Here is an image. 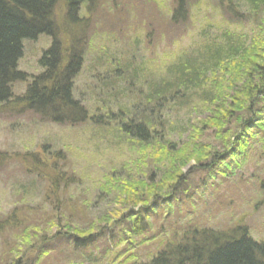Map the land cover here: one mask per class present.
I'll use <instances>...</instances> for the list:
<instances>
[{
  "label": "trees",
  "instance_id": "16d2710c",
  "mask_svg": "<svg viewBox=\"0 0 264 264\" xmlns=\"http://www.w3.org/2000/svg\"><path fill=\"white\" fill-rule=\"evenodd\" d=\"M225 1L228 5L224 14L232 15L230 21L225 19L221 25H207L199 31L203 33L188 49L171 56L169 62L172 63L159 67L155 70L157 73L147 74L148 69L139 66V70L131 74V82L119 78L124 90L133 95L138 105L123 107L107 116L115 125L103 130L109 137V143L114 145L104 147V151L117 148L116 158L121 160L116 163V158L106 159L104 170L107 172L103 174L105 179L102 181L103 189L109 183L123 199L124 207L130 208L118 214L120 219L108 227L109 231L103 229L99 233V226L113 217L109 213L98 216L108 209L103 203L107 198L102 194L96 193V203L85 207L86 213L79 211L78 207L74 211V206L69 212L65 210L66 206L63 208L61 205L57 213L60 218L56 225L58 233L52 238L40 240L35 249L34 245L25 252L20 246L13 249L11 252L15 255L16 264H41L42 259L50 255V242L56 237L65 242V249L70 246L74 253L69 259L70 264H264V239L255 238L243 225L232 230H210L193 226L194 222L189 221L182 228L174 229L176 232L171 234L164 250L148 260L131 257L136 251L130 253L129 250L147 240L149 234L153 235L156 217L169 219L171 214L176 213L174 204L194 201L202 190L200 188L211 186L216 174L224 172L229 177L227 173L240 168L243 161L250 157L255 143L264 146V18L260 19L264 0ZM223 3L224 0H218L221 10ZM59 5L66 11V28L76 31L81 25L75 13L80 0H0V106L14 98V84L27 80L18 71L24 50L22 40H35L45 35L51 39V44L39 61L44 73L31 81L17 103L27 105L35 122L38 118L41 122L68 123L78 130L79 121L96 122L103 118H90L88 115L92 111L83 110L84 107L80 108V103L74 100L75 82L82 71L85 56L79 39L74 44L70 42L68 50L62 46L63 40L58 38L60 26L54 19ZM186 10V0H178L169 21L171 28L166 23L168 32L165 35L172 31L171 24H176L175 29L184 26L178 25L182 24ZM232 23L240 25L238 33L231 29ZM244 24L251 25L252 30H243ZM62 35L66 37L63 39H69L70 32ZM106 58L109 64L113 60L111 55ZM117 65L122 66L123 63ZM133 66L131 61L125 62L126 69ZM121 72L117 71V74ZM236 86H242L241 89L245 86V89L237 92ZM143 88L144 91L141 90ZM232 92L233 98L239 99V110L235 108L238 104H233L222 113L212 114L219 110L221 98L225 95L231 97ZM13 102L16 101L13 99ZM195 110L205 111L211 118L205 124L215 121L217 129L222 131L220 137H226L222 145L209 152L188 138L192 137L188 134L190 120L186 123L172 122L173 117L179 116L176 114L186 111L190 114ZM71 111L79 114L75 118L77 120L63 121L68 119L65 114ZM60 112L65 114L60 115ZM199 151L203 152L200 154ZM57 155V160L68 162L60 154ZM122 156L126 161L128 157L135 156V166H130L129 160L128 164ZM190 160L195 163L185 167ZM46 164V160L38 161L37 173L40 166ZM56 166L52 163L48 167ZM61 173L64 172L51 178V188L57 192L65 190L68 185L63 178L65 174ZM65 173L67 175V171ZM42 178L49 179L50 176L45 174ZM196 180L203 182L196 184ZM260 188L264 190V180L260 181ZM162 191L165 192L159 194ZM91 217L96 224L88 222ZM11 220L13 228L23 225L16 214L3 224L11 227ZM181 232L182 236L177 240ZM25 235L23 228L20 238L24 240ZM121 244L125 248L119 247ZM59 248L64 252L63 247ZM33 250L37 251L36 257L29 255ZM122 259L123 263H120Z\"/></svg>",
  "mask_w": 264,
  "mask_h": 264
},
{
  "label": "rangeland",
  "instance_id": "374dc122",
  "mask_svg": "<svg viewBox=\"0 0 264 264\" xmlns=\"http://www.w3.org/2000/svg\"><path fill=\"white\" fill-rule=\"evenodd\" d=\"M177 1L86 0L89 5L82 4L80 12L82 19L78 18V22L83 23L74 32L62 26L65 25L66 11L64 7L59 5L56 8L54 19L62 28L58 32V38L63 40L64 49L68 50L69 43L74 44L77 39L82 42L85 56L84 65L75 82L74 91V100L80 103V108L99 111V116L106 119L109 115L102 110L99 103L103 104L106 101L107 104H117L124 108L130 105L137 106L138 102L133 99V95L124 90L123 83L119 81L120 77L129 83L131 74L137 72L138 67L148 59L155 58L160 63L167 59L164 56L170 60L171 56L184 51L183 49H188L196 39L197 29L202 24H199L198 21L203 13H207L206 16L216 14L219 25L224 23L225 19L230 21L232 17V15L224 14L228 5L225 0L221 6L223 10L218 6V0H186L185 17L182 22L180 21L182 24L178 25L184 24V26L175 29L176 24H171L172 31L165 35V32H168L166 23L169 25L170 18L177 8ZM262 15L260 19L264 18V11ZM147 23L149 26L146 25ZM231 29L238 33L240 25L233 24ZM242 29L252 30L251 25L246 24ZM67 30L70 32V41L63 39L66 37L62 34L65 35ZM147 30L149 33H144ZM167 36L169 39L167 44L152 46L158 39H165ZM50 44L51 39L44 35L35 42H28L25 46L18 71L26 73L27 80L13 85L14 95L23 96L31 81L41 74L39 61ZM109 55L114 56L112 65L106 58ZM116 56L118 57L117 63H123L122 66L115 62ZM126 61H131L134 66L126 69ZM117 71L123 72L117 74ZM113 81L117 82L111 85ZM241 88L242 86H236V91H244L245 86L243 89ZM141 90L144 91L145 88ZM227 96L229 95L221 98L219 110L212 114L222 113L233 104L239 103V99L233 98L234 95ZM13 99L9 101L8 108L5 106V110H0V226H5L3 222L15 214L22 219L23 225L13 228L11 220V227H0V264L17 263L14 253L11 252L16 247L20 246L24 252L29 251L33 245L35 249L40 244V240L54 237L58 233L56 225L59 224L60 218L57 213L60 211L61 205L63 208L66 206L65 210L69 212L74 209L73 206L75 207L74 211L78 207L79 211L85 212V207L89 208L90 205L96 203L98 197L96 193L102 194L107 198V201L105 200L103 203L108 209L98 216L106 213L113 215L112 220L105 223L107 227L112 226L116 220L120 219L118 214L122 210L130 208L124 207L126 205L123 199L112 190L109 183L103 189L102 180L105 179L103 174L107 172L104 170L106 159L117 157L118 150L116 148L108 149L105 152L102 145L94 147L96 143H90L91 130L86 127L77 130L68 123L66 126H60L52 121H48L46 124L38 118L36 122L33 121L34 118L29 120L27 117L30 113H28L26 105L15 103ZM22 105L23 108H21ZM239 106L238 104L235 107L236 110H239ZM59 114L63 115L65 112ZM68 114H65L68 119L64 118L63 121L77 120L75 118L79 116L72 111ZM176 115L179 116L173 117L172 122L183 121L186 123L190 120L191 128L188 134L192 137L188 138L196 142L200 148L209 152L210 149L223 144L226 137H220L222 131L217 129L215 121L212 124H205L211 120L205 111L195 110L190 114L186 111ZM199 122L200 125L197 126ZM125 150L129 152L127 147ZM199 152L201 154L203 151ZM58 153L68 162L57 160ZM199 156L201 157V155L196 157ZM63 158L61 159L63 160ZM135 159V156L128 157L130 166H135ZM40 160H46L47 164L40 166L37 173L36 163ZM120 160L121 158H116L115 162L119 163ZM123 160L126 161L124 157ZM52 163L57 166L55 168L48 167ZM194 163L190 160L185 167ZM65 171H67V175ZM60 172H64L61 174H65L63 178L68 181V185L65 190L57 192L51 188V178ZM45 174H48L50 178H42ZM227 174L230 176L226 177L224 172L216 174L211 186H208L210 188H200L202 190L198 192L199 196L195 197L194 201H182L179 204H174L176 213L171 214L169 219L156 217L154 226L152 222L153 235L149 234L147 240L129 249L130 253L136 251L131 257H137L143 261L148 260L158 251L164 250L165 243L170 239L171 234L189 221L194 222L193 226L206 228L216 221L217 224L219 223V229H223L229 222L232 228L243 225L255 238L264 239V190L260 188V181L264 180V146L261 143H255L254 150L250 151V157L243 161L241 167ZM202 182L201 180L195 181L196 184ZM100 190L103 192L101 193ZM59 195L60 197H58ZM182 209H184L185 215L184 212L179 213ZM114 218L115 220H113ZM167 220L172 222H165ZM88 222L96 224L92 221V217ZM23 228L26 232L24 240L20 238ZM56 239L57 237L50 242L52 244H50L48 252L51 253L42 259L41 264H70L69 259L74 253L71 252L70 246L65 249L63 246L65 242ZM100 245L103 248V244L100 243ZM60 246L63 247L64 252L60 250ZM119 247L125 248V245L121 244ZM29 255L36 257L37 251L33 250ZM120 263H123V259ZM113 264H117V262Z\"/></svg>",
  "mask_w": 264,
  "mask_h": 264
},
{
  "label": "bare ground",
  "instance_id": "6f19581e",
  "mask_svg": "<svg viewBox=\"0 0 264 264\" xmlns=\"http://www.w3.org/2000/svg\"><path fill=\"white\" fill-rule=\"evenodd\" d=\"M89 1H92V0H89ZM83 3H86V0H80V5H78V7H77V10H76V14H77V16L79 17V19H82V16L80 15V12H81V7H82V4ZM87 4V3H86ZM89 5V3L87 4V6ZM207 15V13H203L202 14V16H201V18H200V20L198 21L199 22V24H201L200 25V27L197 29V34H196V39H197V37H199L200 36V33H203V32H199L200 30H202V29H204L207 25H209L210 23L211 24H216L217 23V21H218V17H217V15L215 14V15H213V14H211V15H209V16H206ZM83 23V22H82ZM81 23V24H82ZM147 26H149V24L147 23L146 24ZM83 26V25H82ZM146 26V27H147ZM59 27V26H58ZM63 27H66L65 25H63ZM84 27V26H83ZM62 28L61 27H59V31L61 30ZM144 33H149V31L147 30V31H144ZM44 35H41V36H39L37 39H35V40H27V39H23L22 40V47H23V49L25 48V46L28 44V42H35L36 40H38L40 37H43ZM202 37H204V35L202 34ZM169 42V39H168V36L165 38V39H158L157 40V42L156 43H154V45H152L153 47H155L156 45L157 46H160V45H165V44H167ZM23 54H24V50H23ZM22 57H23V55H22ZM22 57L20 58V60H19V63H18V68H20V61H21V59H22ZM112 57H114V56H112ZM164 57H166L167 59H165L164 61H162V62H160V63H158V61L155 59V58H152V59H148L146 62H144L141 66H140V68H143V67H146L147 69H148V72H147V74H150V73H152L153 71H155V69L156 68H158V67H160L161 65V67H163V66H165L164 64H166V63H168V64H170V63H172V62H169V59H168V57L167 56H164ZM116 58H118L117 56H116ZM127 62V61H126ZM160 67V68H161ZM159 68V69H160ZM169 68H171V67H169ZM169 68H167L166 69V72H168V69ZM40 69H41V74H43L44 73V69L41 67V65H40ZM20 72L22 73V74H24L25 75V77H27V74L26 73H24L23 71H21L20 70ZM155 73H157L156 71H155ZM19 97L18 96H16V95H14V100L16 101L15 103H17V99H18ZM77 101V100H76ZM102 102V101H101ZM105 104H107L106 103V101L104 102ZM104 103L102 104V103H99V104H101V107H104V109L106 110V114H110V113H113V111H118V110H122L123 109V107H121L120 105H117V104H109L108 106L107 105H104ZM3 105H1L0 106V110H5V105H6V108H7V106H9V102H4V103H2ZM25 104V103H24ZM26 105V104H25ZM21 108H23V105H22V107ZM26 108H27V111H28V113H30V115H29V117H27L29 120L31 119V118H34V116H33V114H32V112H31V110L27 107V105H26ZM82 111V110H81ZM79 115V114H78ZM88 116H90V118H96L97 116H99V114H98V111H92ZM33 122V121H32ZM111 122V120H110V118H108V119H99V120H97L96 122H91V121H89V122H82V121H79L78 122V125H79V128L81 129V128H91V127H93V129L91 130V141H90V143L91 144H94V142L96 143L95 145H94V147H100L101 145V147H108V145H109V147H112L114 144H113V142H111V143H109V137L107 136V134H104V130L103 129H106V127L108 128L109 126H112V125H115V124H112V123H110ZM44 123H46V124H48V121L46 122V121H44ZM59 125L60 126H66V123L65 124H63V123H59ZM98 125H100V127L98 126ZM117 149V148H116ZM58 154H60V153H58ZM214 223L212 224V225H210V227L209 228H207V229H210V230H216V229H218V226H219V223L217 224V222L216 221H213ZM228 228V229H227ZM103 229L104 230H106V231H109L110 229L107 227V225H105V224H103V225H100L99 226V233H101V232H103ZM223 230H232V226H231V223L229 222L228 224H226L224 227H223ZM183 232H181V233H179V239H177V240H180V237L182 236L181 234H182Z\"/></svg>",
  "mask_w": 264,
  "mask_h": 264
}]
</instances>
